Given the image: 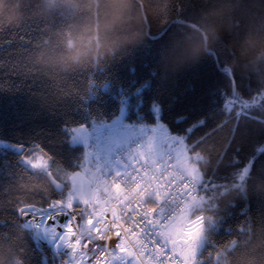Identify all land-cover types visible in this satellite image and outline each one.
<instances>
[{
    "label": "trees",
    "instance_id": "1",
    "mask_svg": "<svg viewBox=\"0 0 264 264\" xmlns=\"http://www.w3.org/2000/svg\"><path fill=\"white\" fill-rule=\"evenodd\" d=\"M243 2L251 11H257L254 4L264 5V0ZM37 3L39 0H27L26 11H34ZM215 3L148 0L150 14L137 5L126 31H138L148 39L134 48H125L116 57L70 74L46 75L42 70L32 75L25 68L32 67L37 54L62 53L70 41H82L80 30L87 31L90 13L61 8L30 19L21 28L0 31V140L26 149L42 146L51 160L49 174L41 173L26 167L21 154L0 148V245L14 248L17 253L23 250L24 264H58L65 260L64 254L53 253L38 226L22 219L24 209L33 206L46 210L48 200L67 194V179L82 169L85 150L71 143L69 128L112 122L123 102L131 122L153 124L148 109L140 110L143 103L131 102L129 90L136 81L128 74L130 66L137 69L136 79L149 86V98L158 96L166 104L171 101L172 115L195 108L193 117L203 116L207 121L194 133L192 143H186L190 154L203 157L198 162L202 174L199 186L205 200L187 224L193 237L187 246L198 263L231 264L229 252L242 248L250 238L264 235V148L259 151L264 147V108L249 112L237 105L225 112L221 108L223 96L209 97L210 90L225 91L229 81L233 91L238 85L245 95L258 90L264 93V55H240L246 33L251 29L264 31V21L260 17L251 24L242 21L206 54L194 55L193 50L200 45L203 14ZM261 11L264 13V9ZM100 35L103 37L102 30ZM225 71L227 76L223 75ZM168 122L171 124L170 119ZM251 160L252 174L243 186H237L241 165ZM53 180L63 183V189L58 190ZM245 186L246 194H238L225 205L221 199L225 193ZM218 202L221 211L215 213L217 220L209 225L208 239L201 243L204 217L197 213L214 208ZM84 222L76 223L82 227ZM22 225L30 230L26 239H21Z\"/></svg>",
    "mask_w": 264,
    "mask_h": 264
},
{
    "label": "snow or ice",
    "instance_id": "2",
    "mask_svg": "<svg viewBox=\"0 0 264 264\" xmlns=\"http://www.w3.org/2000/svg\"><path fill=\"white\" fill-rule=\"evenodd\" d=\"M220 67L224 68L225 66L221 64ZM136 73L137 69L134 66H130L128 74L136 81L129 90L131 102L133 105L138 101L142 102L144 107H141L140 110L144 111L147 108L148 115L153 118L151 126L141 127L140 129L141 134L145 136L144 142L136 147L134 151L129 152L126 159L117 162L120 167L105 173L98 166L100 169L99 175L90 176L85 174L76 177L80 183L79 190L75 193L61 194L63 198L56 197L48 200L49 207L41 216L40 225L46 229V235L59 238L57 235L59 233L63 237L61 243L69 248L73 246L69 242L70 238L72 241L76 239L72 235L73 222L79 221L80 224L89 220H91L93 227L96 229V233L100 234L93 233V235L88 237V240L92 241L100 252L105 250V245L109 241L105 240L101 225H104L105 229L116 238V247L111 251L114 253L125 251L124 242L121 239L123 235L121 229L123 228L124 231L129 232L134 231L127 228L128 221H135V224L142 228L143 234L148 236L149 239L156 238V244L159 245V234L167 226V221L172 216L171 210H169L167 216L164 215L163 209L166 202L159 203V194L157 195V200L147 202V207L144 211L129 209L122 214L113 212L111 221L103 215L93 218L92 213L89 211L90 208L101 207L107 200L108 192L117 191L119 187L135 183L137 180L143 181L144 176L138 175V173L150 172L155 165H158L161 169L173 167L174 161L180 154L178 145L192 143L194 133L204 127L207 122L203 116L193 117L192 113L197 110L195 108L190 109L188 112L172 115V109L169 107L171 101L166 104L158 96L149 98L146 95V92L151 91L149 86L144 82L138 81ZM223 75L227 76V72L225 71ZM149 76H151V72H149ZM213 96H223L221 108L225 112L230 111L237 105L244 107L249 112L264 108V93L258 90L255 94L245 95L238 85L236 90L233 91L232 81H229L228 88L223 92L218 89L215 92L210 90L209 97L212 98ZM169 119L171 124L168 122ZM84 129L85 127L82 125L71 129V131L75 134ZM193 147H198V144H193ZM22 160L34 168L40 167L41 164H46V160L43 158L39 162H34L28 160L27 155H23ZM253 167V164L241 165L242 171L248 175L252 174ZM184 189V196L189 195L188 184L184 185ZM157 214L161 217L159 220L154 218ZM121 216L125 217L123 224L121 223ZM61 217L70 220V223L64 226L63 230L56 223ZM45 221H47L46 224ZM148 252L149 255L146 259L154 260L156 264H188L176 249H170L167 246H164L158 260L153 249H148ZM126 264H136L135 258L128 260ZM191 264H195V261H192Z\"/></svg>",
    "mask_w": 264,
    "mask_h": 264
},
{
    "label": "clouds",
    "instance_id": "3",
    "mask_svg": "<svg viewBox=\"0 0 264 264\" xmlns=\"http://www.w3.org/2000/svg\"><path fill=\"white\" fill-rule=\"evenodd\" d=\"M27 0H0V31L17 29L30 19L41 18L59 11L61 8L70 9L75 13H90L91 24L86 25L87 31L81 28L84 39L70 41L64 52H42L31 61L32 67L25 71L32 75L51 72L70 74L86 66L96 64L101 60L116 57L125 49L139 45V42L148 39L138 31H126L131 14L136 11V6L141 5L145 11L151 12L148 0H39L34 11H26ZM257 11L245 7L243 0H216L214 6L204 12L200 28V45L193 50L194 55H204L220 39L231 34L235 27L242 21L251 24L252 20L260 17L264 21V5H252ZM239 14L240 18H236ZM103 31V37L100 33ZM151 33H149L150 35ZM253 54L264 55V31L249 30L241 45L240 55L247 58ZM251 178V177H250ZM50 183V181H49ZM55 186L53 185L52 188ZM244 189L231 188L221 199L225 205L231 204L238 194H246ZM135 203V201L133 202ZM221 211L218 202L214 208H204L198 215L204 217L203 236L201 243L208 239L210 224L217 220L215 213ZM27 217H22L26 219ZM87 229L86 222L82 226ZM30 230L22 225L21 239H26ZM86 234V233H85ZM23 250L20 253L7 245H0V264H24ZM231 264H264V235L246 240L242 248L228 253Z\"/></svg>",
    "mask_w": 264,
    "mask_h": 264
},
{
    "label": "rangeland",
    "instance_id": "4",
    "mask_svg": "<svg viewBox=\"0 0 264 264\" xmlns=\"http://www.w3.org/2000/svg\"><path fill=\"white\" fill-rule=\"evenodd\" d=\"M128 113L129 110L127 104L123 102L120 114L112 122L93 123L91 126H84V130L79 131L75 134H73V132L71 131V129L73 128L68 129V132L71 136V143L73 145L83 146L86 157L82 169L72 174L67 179V183L70 185V189L67 193H75L79 190L80 183L76 177L83 176L85 174H88L90 176L99 175L100 169L98 166H100L101 170L105 173L113 170L116 167H120V165L117 163L118 161L116 160L117 150L128 146L130 142L135 139H141L142 143L144 142L145 136L141 134L140 129L141 127H148L152 124H147L142 121L131 122L128 119ZM0 148L5 151H12L21 154L22 156L27 155L28 160H32L34 162H39L43 158L44 160H46V164H41V166L38 168H34L30 164L24 163L22 158L21 162L31 170L49 174L51 160L50 157L40 147L26 149L24 146L17 145L5 140H0ZM178 148L180 154L176 161L180 163L181 168L187 175L191 176L197 184H201L202 174L199 169L198 162L203 160V157L199 154H190L186 143L183 145H178ZM263 148L264 147H260L259 151ZM248 164H252V160L248 162ZM247 176L248 174H245L242 171L239 175V182L236 185L243 186ZM53 182L58 190L63 189V183L56 180H53ZM110 193L111 192H108L107 195H110ZM204 200V196L201 195L199 199L195 200L193 204L188 206V208L184 211L183 215L186 216L185 224H188L193 212L203 204ZM34 210L35 212L40 213L38 217L36 216V213L33 214ZM46 210H42L38 207L33 206L25 208V216L27 217L26 221L33 224L34 226H38V228L41 229L40 219L42 214ZM179 224L185 225L183 223ZM77 228L78 225L73 229L77 230ZM122 241L124 242L123 246L125 248V251L118 252V256L121 258L120 264H126V262L133 257L135 258L136 264H142L140 258H142L145 263H148V259H146V257L149 255V252L144 250L142 244L138 242L137 238H135L134 235L126 233V235L123 236ZM177 241L178 243H180V239H178ZM180 248L181 246L178 244L176 250H179V254L185 258L188 264H191L192 261H195V264H199L197 259L193 255L191 248H189L188 246L184 249Z\"/></svg>",
    "mask_w": 264,
    "mask_h": 264
},
{
    "label": "built area",
    "instance_id": "5",
    "mask_svg": "<svg viewBox=\"0 0 264 264\" xmlns=\"http://www.w3.org/2000/svg\"><path fill=\"white\" fill-rule=\"evenodd\" d=\"M141 143V139H135L128 147L117 150L116 159L118 161L126 159L128 153ZM138 175H143L144 180H137L135 183L119 187L117 191H113L111 195H107V200L104 203L105 209L102 211V215L106 219L111 221V214L113 212L122 214L126 213L129 209L144 211L147 207V202L157 200V195L159 194V203L166 202L165 208L163 209L164 215L167 216L169 210L172 212L171 218L167 221L168 226L189 204L200 196V187L183 172L176 160L174 161L173 167L169 169H161L158 165H155L150 172L145 171L138 173ZM185 184H188L189 195L187 196H184ZM134 201L135 203H133ZM92 217L97 218L98 216L95 212H92ZM154 218L159 220L161 217L157 214ZM124 220L125 217L121 216L122 224ZM86 225L87 229L83 228L82 231L84 233L73 245L72 252L62 263L58 264H119L120 258L116 257L115 253L111 251L116 247V238L113 234L108 232L104 225H101L104 238L106 241H109L105 245V250L100 252L92 241L88 240L89 236L96 233V229L93 227L91 220L86 221ZM166 227L159 234V245L156 244V238L149 239L148 236H145L142 228L137 226L135 221L127 222V228L134 231H124L123 228L121 231L123 235L129 233L136 236L147 250L153 249L158 260L160 253L163 251L164 246H166L163 236ZM96 234L99 235L100 233ZM94 256L96 257L93 258Z\"/></svg>",
    "mask_w": 264,
    "mask_h": 264
},
{
    "label": "crops",
    "instance_id": "6",
    "mask_svg": "<svg viewBox=\"0 0 264 264\" xmlns=\"http://www.w3.org/2000/svg\"><path fill=\"white\" fill-rule=\"evenodd\" d=\"M187 208H188V206L186 207V209ZM103 209H104V204L101 207H97L96 208V211L100 212V213H96L95 212L98 217H100L102 215V212L101 211H103ZM184 211L179 216H177V218L175 220H173L167 226V228L164 231V235H163L164 236V241H165L166 245L169 248H171V249H176V247H177L178 244L181 246V248L184 249V248L187 247L188 243L193 239V237L190 234L187 233V229H186V225L187 224H185V220H186L185 217L186 216L183 215ZM34 213L37 214L36 215L37 217H38V215H40V213L39 212H35V210H34ZM56 223L58 225L61 224V222H58V221ZM179 223H183L185 225H180ZM73 231L74 232H72V234L76 237V240L75 241H72V242L70 240L69 241L70 243L76 242L78 239H80L81 235L84 233V231L82 232L79 228H77V230H74L73 229ZM135 238H137V237L135 236ZM60 239H61V237L59 236L58 242H60ZM178 239H180V243H178V241H177ZM137 240H138V238H137ZM138 242L140 243L139 240H138ZM62 246L63 247H67V245H63V244H62ZM143 248H144L145 251H147L144 246H143ZM178 249H177V251L179 252ZM140 259L142 261V264H156V261L151 260V259H148V263H145L142 258H140Z\"/></svg>",
    "mask_w": 264,
    "mask_h": 264
},
{
    "label": "water",
    "instance_id": "7",
    "mask_svg": "<svg viewBox=\"0 0 264 264\" xmlns=\"http://www.w3.org/2000/svg\"><path fill=\"white\" fill-rule=\"evenodd\" d=\"M58 222H61L60 225H58L61 230H63L64 226H66L68 223H70V220L68 218H63L61 217L60 220H58ZM47 223V221H45V224ZM76 223L73 222V228H75ZM41 232L42 235L47 239L49 245L52 247V249L56 252V253H63V254H68L71 252L72 248L67 247H63L60 239V242H58V238L56 237H50L46 235V229L44 227L41 226ZM58 236H60L62 238V235H60L59 233L57 234Z\"/></svg>",
    "mask_w": 264,
    "mask_h": 264
},
{
    "label": "bare ground",
    "instance_id": "8",
    "mask_svg": "<svg viewBox=\"0 0 264 264\" xmlns=\"http://www.w3.org/2000/svg\"><path fill=\"white\" fill-rule=\"evenodd\" d=\"M33 214H35V213H33ZM73 235V234H72ZM62 240V239H61Z\"/></svg>",
    "mask_w": 264,
    "mask_h": 264
}]
</instances>
